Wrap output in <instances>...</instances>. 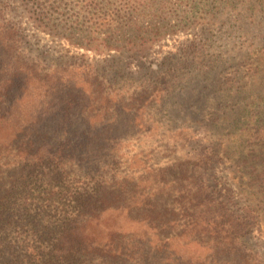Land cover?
<instances>
[{
    "label": "trees",
    "instance_id": "16d2710c",
    "mask_svg": "<svg viewBox=\"0 0 264 264\" xmlns=\"http://www.w3.org/2000/svg\"><path fill=\"white\" fill-rule=\"evenodd\" d=\"M29 1L39 19L50 21L49 16L60 14L53 10V0ZM97 1L94 12L80 4L79 11L73 13L77 19L81 13L94 14L87 20L96 30L92 34L106 31L104 25L111 24L112 18V12L108 14L110 3L101 0L105 6L98 9ZM119 3L126 12L116 18V36L121 37L117 43L123 40L134 45L138 38L162 36L172 20L184 29L195 23L198 12L197 19L214 20L223 10L226 19H235L243 39L264 40V0ZM0 4L5 5L4 0ZM174 11L182 15L173 17ZM122 17L120 27L118 20ZM153 17L167 22L146 24V19ZM258 24L259 32L253 31V25ZM202 29L201 36L185 40L171 53L169 63L165 61L155 73L148 72L140 86L126 87L110 97L101 88L105 77L95 73L94 88L79 90L83 102L78 108L79 101L59 95L62 82L71 86L73 77L60 75L58 71L66 70L62 66L40 74V62L21 53L26 35L0 8V127L4 128L0 133V159L5 158L0 162V174L9 181L0 196V232L8 233L18 226L14 218L21 196L26 198L24 202L28 199L36 208L45 207L43 211L61 220L58 227H50L47 222L42 224L48 227L46 231H36L41 233L36 238L44 234L46 251L27 252L24 248L21 255L0 241V264H23L26 259L34 263L42 257L47 258L41 259L45 264H264V242L252 236L260 220L264 221V65L262 71H233L225 77L222 86L226 93L239 86L241 77L251 84L243 97L245 107L233 119L226 138L208 139L187 124L156 126L155 131L182 138L173 140L182 152L180 161L158 165L157 191L137 194L133 190L136 180L121 169L132 157L124 149L122 130L129 127L138 132L141 127L149 132L160 112L174 116L183 111L181 114L188 117L182 103L189 97L188 84L195 79L188 71L204 72L211 69L212 60L218 61L213 55L211 29ZM98 42L84 46L97 52L118 48L110 45L106 36ZM124 97L129 102L124 103ZM139 97L153 108L152 115L143 109L140 120L147 125L138 120V111L143 108L141 104L138 107ZM168 100L170 114L165 107ZM189 111L197 113L199 108L192 106ZM16 143L18 151L9 154L7 151ZM222 159L230 163L229 185L220 183L214 173ZM137 213L145 224L141 226L143 233L133 228L123 231L120 219L130 216V223L138 224ZM147 229L153 233H146Z\"/></svg>",
    "mask_w": 264,
    "mask_h": 264
},
{
    "label": "rangeland",
    "instance_id": "374dc122",
    "mask_svg": "<svg viewBox=\"0 0 264 264\" xmlns=\"http://www.w3.org/2000/svg\"><path fill=\"white\" fill-rule=\"evenodd\" d=\"M83 1L53 0V6L56 7L53 10L60 14H54L53 17L49 16L50 21L39 19L34 13V7L29 0H4L5 5L0 4V8L6 10L7 16L9 15L14 23L20 27L22 33L26 35V39L20 45L21 53L40 62L38 67L43 68V71L38 72L40 74L50 73L52 70L55 71L57 66H62L61 68L64 67L66 70L64 72L58 71L60 75L73 77L70 81L71 86L64 85L65 83L62 82L59 95L63 99H72L74 102L79 101L78 108L83 102L79 90L90 91L94 88L93 78L96 75L95 73L105 77V84L101 88L110 97H113L115 93L125 90L126 87L132 88L134 85L140 86L141 83L146 82L148 72L155 73L154 70L163 67L165 61L169 63L167 60H170L171 53L176 52L177 48H181L186 43L185 40L201 36L204 32L203 27L212 30H209L214 39L212 50L218 61L214 62L212 60L210 62L211 69L203 70L204 72L199 71L197 68L196 74H193V71H188L192 74L191 79L195 78L187 86V90L190 91L188 99H185L182 103L188 117L182 115L184 114L183 111H181L182 114L179 113L174 116L160 112L154 117V122L151 124L153 130L149 132L141 130V127H138V132L129 127H124L126 128L125 131L122 130L126 137L124 149L132 157L128 158L127 164H122L121 169L129 177L136 180L133 190L137 194H152L157 191L155 185L157 183L158 165H163L169 161H180L179 158L182 154L173 142L175 139L182 140V138L170 135L168 132L155 131L156 126L160 123L187 124L192 125L197 130V135H204L208 139L226 138L233 124V119L239 117L240 109L245 107L246 102L243 97L251 84L248 83L245 76L241 77L237 82L239 86L233 87L227 93L222 84L226 80L225 77H228L233 71H262L264 64H258V62L264 61V40L256 41L250 37L243 39L237 30L235 19H226L225 10H223L214 20L208 18L197 19L200 15L198 12L195 14V23L198 24L184 26L186 27L184 29L181 28L182 24L177 26L172 20L169 24V30L165 28L166 32L162 36L152 35L146 38L148 40L138 38L135 40V46L123 40L122 43H117L115 41H121V37L116 36L119 33L116 18L122 12H126L119 0H107L110 3L108 14L112 12L111 24L107 27L104 25L107 30H103L100 34H92L96 30L94 27H90L91 22L88 23L87 21L94 14L81 13L78 19L73 16V13L79 11L80 4L88 5L89 10L95 5L94 0ZM98 1L100 2L98 3V9L105 6L104 2ZM94 11V9L91 10V12ZM178 13L182 15L181 11H174L175 16L173 17H177ZM118 21H120L118 25L121 27L124 23L123 17ZM145 22L157 26L166 23L167 19L162 21L159 17H153L146 19ZM122 29L120 30L123 31ZM259 29V24L253 25V31L259 32ZM167 31L172 32L167 33ZM105 36L106 39H109L110 45H118V48L110 47L102 52H97L84 46L91 43L95 45L99 43V39ZM100 45L102 44L100 43ZM256 56L259 58L254 60ZM206 59H209V57L206 56ZM33 62L35 65L38 64L37 61ZM243 72L240 76L243 75ZM74 82L76 83L75 86H73ZM84 94L90 93L84 92ZM228 94H230L229 100L227 98ZM123 101L127 103L129 99L124 97ZM137 101L138 107L139 104L143 107L138 111V120L142 121L140 118L144 115V110L152 115L153 108L146 99L139 97ZM170 104L171 100H168L165 106L169 114L172 113V106L167 107ZM196 105L199 108L197 113L189 111L190 107ZM142 123L143 125L148 124L143 121ZM3 129L1 128L0 133ZM17 151L18 143L13 145L7 152L15 154ZM4 160L5 158H1L0 162H4ZM229 168L231 169L230 163L226 159H222L217 163L214 173L220 183L230 184ZM4 177L5 174H0V196H2V189L9 183L8 180L3 179ZM128 183H131V181H128ZM137 198L141 200L142 196L138 195ZM24 200L26 198L21 196L20 202L16 203L18 204V211L17 218H14V221L18 226H15L8 233L0 232V241L8 247L14 248L21 255L25 250L27 252L46 251L47 248L42 242L44 234L42 238H36L37 235H41L36 231L39 232L40 229L46 231L48 227L43 225L47 222L50 227H58L61 222L60 216L50 215L47 211H43L45 207L39 209L30 200L27 199L26 202ZM23 202L25 208L22 206ZM30 203L32 206L26 209V206ZM136 217L139 218L138 224L130 223L133 221L130 216H123L120 219L121 226L124 227L123 231L129 232L131 231L129 229L133 228L135 232L143 233L144 229L141 226L145 224L140 221L142 216L137 213ZM146 233L153 232L147 229ZM252 236L256 240L264 242V221L260 220L259 228L252 232ZM254 238L253 240H255ZM17 246H19L18 249ZM41 259L46 260L47 258L42 257L40 262L35 261L34 263H30L26 259L23 264H45Z\"/></svg>",
    "mask_w": 264,
    "mask_h": 264
}]
</instances>
